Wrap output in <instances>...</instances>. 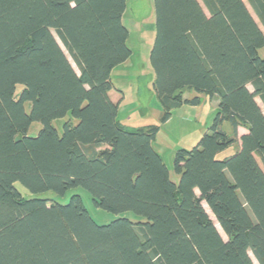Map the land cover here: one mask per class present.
<instances>
[{
	"label": "trees",
	"instance_id": "obj_1",
	"mask_svg": "<svg viewBox=\"0 0 264 264\" xmlns=\"http://www.w3.org/2000/svg\"><path fill=\"white\" fill-rule=\"evenodd\" d=\"M127 1L0 0V264H256L250 253L264 264V33L245 4L264 28V0L153 1L162 123L219 97L210 132L175 153L177 182L153 147L160 128L126 129L110 97L132 56ZM68 115L78 123L59 134L53 123ZM76 188L145 220L99 225L79 195L35 197Z\"/></svg>",
	"mask_w": 264,
	"mask_h": 264
},
{
	"label": "rangeland",
	"instance_id": "obj_2",
	"mask_svg": "<svg viewBox=\"0 0 264 264\" xmlns=\"http://www.w3.org/2000/svg\"><path fill=\"white\" fill-rule=\"evenodd\" d=\"M153 1L154 0L127 1L123 23L130 32L128 47L132 51V56L128 62L117 67L111 77L115 87L122 92L123 100H119L121 96L114 92L112 93V98L118 102H122L119 106L118 118L126 129L134 130L149 126L160 128L157 140L153 143V147L160 154L164 164L168 167L172 179L177 182L178 177L173 171L175 153L181 148L188 150L192 149L206 133L210 132V128L218 111L219 97L198 96L195 92L190 93L185 91V93H183L184 100H192L198 96L201 99V104L199 106L184 105L173 112L171 119L167 123H162L164 113L153 89L155 73L150 63V52L156 35ZM245 4L264 33L262 24L254 14L248 2L246 1ZM54 35L56 36L55 32ZM260 55L264 57V49L260 51ZM74 68L78 71L75 66ZM249 89L252 91L251 86H249ZM22 90L23 87L18 86V93ZM256 100L264 112L263 103L259 98ZM25 108L29 113L31 105L28 103L25 105ZM69 121H71L73 125H77L78 123L71 115H68L64 119L54 121L53 126L57 129L59 134H62L64 125ZM41 129L42 124L36 122L30 127L28 135L30 137H36ZM221 129L227 135H232L230 124L225 123ZM246 133V129L239 128L237 140ZM239 149V145L235 144V146L219 154L218 158L225 159L231 157L236 154ZM16 187L22 191L26 198L34 196L27 192L19 183L16 184ZM74 195H79L81 197L84 207L99 225L109 224L120 217H128L133 221L145 220L132 213L116 215L96 207L90 194L82 188L72 189L68 191L65 196L47 192L35 197L45 198L49 204H52L54 201L67 204ZM204 207L220 231L223 239L227 240L225 234L221 231L205 204ZM250 255L257 264L251 253Z\"/></svg>",
	"mask_w": 264,
	"mask_h": 264
},
{
	"label": "crops",
	"instance_id": "obj_3",
	"mask_svg": "<svg viewBox=\"0 0 264 264\" xmlns=\"http://www.w3.org/2000/svg\"><path fill=\"white\" fill-rule=\"evenodd\" d=\"M116 69H117V68H116ZM116 69H115V70H116ZM115 70H114V71H115ZM114 71L112 72V75H113ZM113 92L116 93L117 95H120V96H121V98H119V100H123V94H122L121 91L118 89L117 91L114 90V91H111V92H110V97H111L112 101H114V102H118L117 100H115V99L112 98V93H113ZM121 103H122V102H121ZM120 105H121V104H120ZM119 108H120V107H119ZM145 128H147V127H145ZM156 140H157V139H156Z\"/></svg>",
	"mask_w": 264,
	"mask_h": 264
}]
</instances>
